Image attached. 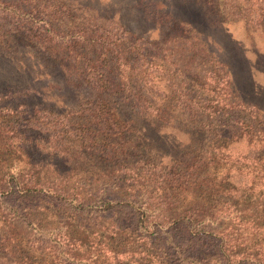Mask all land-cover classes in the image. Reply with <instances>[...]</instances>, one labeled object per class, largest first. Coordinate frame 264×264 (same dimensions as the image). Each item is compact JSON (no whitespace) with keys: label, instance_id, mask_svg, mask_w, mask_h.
<instances>
[{"label":"trees","instance_id":"trees-1","mask_svg":"<svg viewBox=\"0 0 264 264\" xmlns=\"http://www.w3.org/2000/svg\"><path fill=\"white\" fill-rule=\"evenodd\" d=\"M36 1L0 0V4L28 17L25 20L30 19L29 23L36 25ZM213 1L137 0L139 12L136 15L141 18L138 25L154 27L159 34L166 32L163 26L168 23L174 31L159 35L155 40L135 32L130 26L133 24L122 17L115 20L114 16L89 6H79L86 10L84 14L81 12L82 20H88L84 16L90 15L76 34L66 39L51 28L49 32L63 40L51 53L55 69L65 79L56 97L69 105L47 112L48 115L31 114L30 118L13 108L17 119L9 123V130L21 132L24 129L23 142L29 146L46 144L55 154V149L62 151L63 148L69 153L63 163L68 164L84 161L85 149L115 137L109 134L112 127L116 129L117 125H122L126 127L122 129L124 133L135 126L134 133L137 132L144 143L170 158V170L146 174L148 172L135 169L133 164H124L127 170L135 169L133 174L116 175L119 164L112 150L106 161L114 162L112 168H116L100 172L95 178L85 168L69 173L71 165L60 171L55 163L38 161L35 164L41 169L53 167L50 173L41 175V170H33V164L25 163L22 173L8 174V179L0 178V216L10 221H31L29 215H41L49 210L52 216L59 218L55 226L34 228L32 235L37 234L38 238L33 240L31 247L36 250L50 248L54 253L66 246L77 250L83 247L85 226L96 225L111 232L109 237L123 247L113 250L104 244L102 249L106 253L128 252L126 247L135 250L141 242L150 252L156 251L159 257L165 255L176 264H211L203 258L204 252L218 254L224 264H264V244L254 253L250 244L253 233L249 236L250 230L264 231V224H260L264 221V88L257 87L259 84L254 79V67L262 69L256 62L264 55L255 51L256 62L252 64L246 60L242 49V65L238 66L244 74L242 82H238L233 66L210 56L201 59L200 64L209 66H202L195 73V79L190 74L186 76L187 81L174 78L165 68L168 56L161 55V44L166 41L204 42L196 26L197 19L202 20L205 12L202 10L212 6ZM48 8L50 6L43 9ZM44 24L49 21L44 20ZM191 32L194 35L189 37ZM197 45L193 43L194 48ZM198 57L195 51L190 54L192 61ZM179 59L180 63L184 61V57ZM222 72L229 78L224 83L225 91L204 94L196 90L204 84V77L209 79L206 82L210 86L214 74L219 79ZM158 75L160 81H167L164 84L166 92L154 96L149 86L154 87V78ZM43 87L47 90L50 84ZM78 87L87 89L88 98L80 96L82 91ZM46 98L54 100L52 95ZM28 130L35 131L37 136ZM66 133H71L72 140L80 141V145L69 142V138L64 140ZM198 133L201 136L206 133L217 154H221L219 159L227 151L230 154L232 143L244 141L249 150L241 159L247 164L244 167L250 181L246 184L237 181L241 175L238 168L235 174L227 172L221 177L208 174L204 169L215 157L207 161L184 158ZM42 134L46 135L45 143L40 140ZM108 146L102 143L101 151L108 150ZM256 181L262 184L258 190L255 189ZM168 183L172 186L176 183L178 188L186 186L188 191L199 194L189 200L183 197L182 201L168 197L165 191ZM65 214L70 217H64ZM107 221L110 227L105 229L103 224ZM223 225L236 231L226 234ZM51 237L59 239L57 244L50 243ZM76 259L72 255L65 261L76 264Z\"/></svg>","mask_w":264,"mask_h":264},{"label":"rangeland","instance_id":"rangeland-1","mask_svg":"<svg viewBox=\"0 0 264 264\" xmlns=\"http://www.w3.org/2000/svg\"><path fill=\"white\" fill-rule=\"evenodd\" d=\"M15 2H18V0H15ZM36 2L38 6V15H34L37 18L34 21L36 25L29 23L31 22L30 19L25 20L28 17H24L16 10H7L5 5L0 4V178L8 179V174L22 173V170H24L23 165L27 162L33 164L31 166L33 170H41V175H45L46 172L50 173L53 170L52 166H41V169L35 164L38 161L55 163L60 171H64L67 165H71L69 173L80 171L81 168L84 170L85 168L86 172L95 178L100 172H108L116 168H112L114 162L106 161L110 155V150L116 155L117 164H119L117 166L119 170L116 175L124 173L132 175L133 173L131 172L136 168L139 171L148 172L146 174H151L152 172L159 174L169 171L170 158L160 155L153 147L144 143L139 138L138 133H134L135 126L132 127L133 129L127 128L124 133L122 129L126 127H122V125H117L116 129L112 127L113 130H109V134L113 133L115 137L110 138V141L107 142L101 141L97 146L94 145L93 148L85 149L84 161L68 162V164L63 163V159L69 154L63 148L62 151L55 149V154L52 149L46 147V144H41L39 147L29 146L27 142H23L24 129L21 132L18 129L14 130L16 132L9 130V123L12 124L11 121L17 119V116L13 113V108L16 111H23V116L30 118L31 114H37V117L47 112L65 109L69 105L64 99L56 97L61 90L58 91V87H61V82L65 79L55 69L57 66L52 61L53 55H51L53 49L60 45L63 40H60L59 36H53L49 31L52 28V30L59 32L61 36L66 37V39L71 34H76L78 27L87 23L90 15L84 16L88 20H82L83 15L81 16V12L84 14L86 10L80 9L81 7L88 8L89 6L94 8V10L98 8L102 14L105 13L110 17L114 16L115 20L120 16L129 24H133L130 26L134 28L135 32L150 40L159 38V35L163 36L165 33L174 32L168 23L163 26L166 32L160 31L159 34L158 29L154 27L138 25L137 22L140 23L141 18L136 15L139 12L136 7L137 0H37ZM176 4L181 7L179 3ZM47 6H50V9H43ZM79 6L81 7L79 8ZM204 10L202 20L198 18V25H196L204 42L187 40L184 42L166 41L161 44V55L168 56L167 60H169L165 66L167 72H171L174 78H183L187 81L186 76L190 74L195 79V73L200 71L202 66L203 68L209 66L205 65V63L200 64L202 62L201 59L210 56L215 60H223L233 66L236 70L238 82H242L244 74L239 68L242 65L240 55L242 49L245 52L246 60L252 64L256 62L255 51L264 55V0H214L212 6L206 7L202 11ZM44 20H48L49 24H44ZM40 25H43V27L38 28ZM193 35L194 32H191L189 37ZM193 43H198L199 45L194 48ZM192 51L197 52L200 60L198 57V59L192 61L190 58ZM208 52H211L210 55H208ZM157 56L159 57V55ZM180 56L184 57L182 63L179 61ZM256 63L262 69H255L254 67V79L259 84L257 87L262 89V87L264 88V56L258 58ZM219 68L223 69L222 67ZM159 76L154 78L156 81L154 87L149 86L150 92L154 96L166 92L164 84L167 81H165L166 83L163 80L160 81ZM165 78H168V75H165ZM226 79L229 80L226 76L224 77V72H222V76L219 79L214 74V80L211 78L213 83L211 84L210 82L211 88H209L213 91L209 92L208 87L210 86L206 82L209 79L204 77L202 79L204 84H201V87L196 88V90L204 94L222 93L226 90L224 86ZM46 84H50L47 90L43 87ZM56 84L57 86L53 87ZM156 85L161 86L156 88ZM78 90L82 91L80 96L88 98L86 88L78 87ZM46 95H52L54 100L46 98ZM180 126L183 125L180 124ZM28 133L37 136L35 131L32 130H28ZM201 135V133H198L197 140L187 148L188 156L186 155L184 158H190L192 161H207L215 157V159L212 158L214 162L212 164L208 163L207 168L204 169L208 174L221 177L227 172L235 174L238 171L235 169L238 168L240 169L238 172L241 175H239L237 181L242 184L250 181L247 174L248 171L244 167L247 164L241 159V156L249 150L244 141L232 143L229 146L231 155L227 151L225 152L226 155L219 159L218 156L221 154H217L214 144L207 139L206 133L203 136ZM71 136V133H66L64 140L69 138V142L80 145V141L72 140ZM45 139L46 135L42 134L40 140L45 143ZM51 140H54L53 136ZM102 143L109 144L108 150L101 151L100 146ZM70 155L73 156V154ZM184 158L182 159L187 161ZM124 164H133L135 169L133 171L131 169L127 170ZM256 182L255 189L258 190L262 184L258 181ZM177 185L175 183L172 186V184L168 183V187L165 190L168 193V197H176L182 201L183 197L189 200V197L194 198L199 194V192L194 194L190 190L188 191L186 186L178 188ZM3 208L4 206H2ZM52 210L57 214L56 209L52 208ZM50 213L52 212L46 210L41 215H29L31 221L15 219L10 221L0 216V264H67L68 262L65 259L72 255L77 258L76 264H176L165 255L159 257L156 251L150 252V249L142 245L141 242L138 243L140 246L135 250L126 247L128 252L121 250L123 252L121 254L106 253L102 249L104 244V246L113 250L123 247H120L112 237H109L111 232H107L96 225L85 226L82 248L72 250L69 246L63 247L62 250H65L66 253L62 252V250L60 251V249L54 253L50 248L36 250L30 246L33 240L38 238L37 234L32 235L33 233L35 234L34 228L55 226L59 222V218L55 215L52 216ZM64 217L70 216L65 214ZM260 224H264V221H261ZM103 227L108 229L110 227L109 221L104 222ZM222 228H224L226 234H232L236 231L233 227L227 229L225 225ZM263 232L255 230H250L249 232V236L250 233H253L251 243L250 241L249 243L253 245L252 250H254V253L259 249L258 246L261 247L264 244ZM86 236L89 238H86ZM134 238L136 239L135 236ZM58 240L57 237H51L49 241L54 245L57 244ZM123 242L126 244L127 240ZM256 247L257 249H254ZM202 256L211 264H224V259L218 254L204 252Z\"/></svg>","mask_w":264,"mask_h":264}]
</instances>
